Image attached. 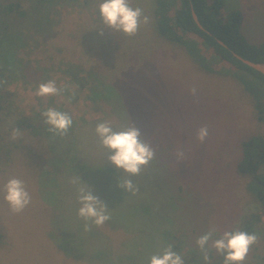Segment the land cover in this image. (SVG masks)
<instances>
[{"label":"rangeland","instance_id":"374dc122","mask_svg":"<svg viewBox=\"0 0 264 264\" xmlns=\"http://www.w3.org/2000/svg\"><path fill=\"white\" fill-rule=\"evenodd\" d=\"M224 1L226 15L243 12L246 38L262 43L264 0ZM101 2L58 3L42 30L34 31L29 22L16 27L28 43L20 56L37 81L19 80L6 87L12 114L6 113L8 102L0 101L6 105L0 109V132L7 140L23 138L20 148L9 155L12 159L0 162V233L8 243L0 249V264H150V257L169 245L170 220L176 227L172 233L182 242L183 250L177 253L185 264H194L188 261L195 259L193 254L204 260L196 243L201 235L214 230L217 239L255 210L248 180L235 171L241 141L264 132L250 96L231 75L215 73L216 68L200 69L184 49L163 40L154 19L156 0H129L149 17L134 36L106 28ZM63 62L99 72L110 84L107 93L115 107L100 103L98 109L86 91L72 92L74 88L67 95H36L40 83L54 80L58 88L67 85L68 79L58 71ZM49 107L69 113L80 133L87 122L98 124L103 118L116 130L134 125L155 150V158L139 175L129 176L108 161V150L90 128L82 136L75 162L56 163L51 170L49 163L45 165L49 147L40 144L47 145V140L43 142L30 125L35 116L42 120L41 112ZM107 109L115 114L106 115ZM202 126L208 128L203 142L197 139ZM14 129L19 130L16 139ZM178 151H183V159ZM46 169L51 170L47 176ZM12 177L23 180L31 194V203L20 213H13L4 199V184ZM77 177L82 180L71 183ZM128 178L138 187L135 194L120 187ZM84 182L109 208L111 220L103 226L78 215V187ZM179 183L185 186L180 205L173 200L174 184ZM85 223L91 224L90 231H85ZM261 229L256 253L262 258L264 217ZM208 250L213 252L212 257L208 252L209 264L219 263L221 254L210 246ZM249 259L244 264L261 261Z\"/></svg>","mask_w":264,"mask_h":264},{"label":"trees","instance_id":"16d2710c","mask_svg":"<svg viewBox=\"0 0 264 264\" xmlns=\"http://www.w3.org/2000/svg\"><path fill=\"white\" fill-rule=\"evenodd\" d=\"M79 1L0 0V101L8 102L10 107L6 113L12 114L13 110L12 104L7 101L11 94L6 91V87L19 80L37 81V77L33 76L35 74L31 73L28 62L20 56V52L25 50L28 43L23 33L15 31L16 27L19 24L27 25L29 22L35 27L34 31H40L50 22L52 18L50 15L55 11L56 4ZM224 11V0H156L154 19L158 33L163 40L184 49L194 65L208 71L216 68L215 73L231 75L235 78L244 93H247L252 99L260 126L264 125V72L249 66L238 58L239 56L257 65H264V41L254 44L246 38L242 31L243 12L241 10H234L229 15H226ZM62 64L61 68L58 67V71L68 79L67 85L61 86V88L67 87L63 88L65 95L72 94L71 88H74L72 92L86 91L88 100L98 109L100 103H105V106L111 104L112 107H115L107 93L110 84L99 72L93 68L85 69L72 64L68 66L64 62ZM5 102H2V105ZM0 109L5 110L6 105L4 107L0 105ZM109 114L115 113L107 109L106 115ZM17 115L21 116V114ZM33 119L34 121L30 123L31 127L33 130L36 129L43 142L47 140L45 142L47 145L40 144L49 147L48 156H45V158L47 157L45 165L49 163V167L52 166L51 170L56 169V163L75 162L78 154L77 149L83 143L82 136L85 137L89 129L96 128L97 125V120L87 122L84 127H81L82 131L83 128H86L82 133L72 126L66 136L60 137L48 131L50 126L44 123V118L40 120L38 116H35ZM103 120L104 118L100 119L102 122ZM36 123L38 125L35 128ZM42 129L45 132L41 134ZM6 136L5 133L0 132V153L4 154L0 155V162L2 159L11 160L9 155L15 149L20 148L23 142L22 137L16 142L7 140ZM58 146L62 150H59ZM57 158L58 161H56ZM50 169L44 171L46 176L50 173ZM235 171L236 174L248 180L247 189L253 195L255 210L244 215L240 225L234 229L255 233L259 236L262 233L264 217V132L254 134L241 141L240 156L236 162ZM184 189L185 186L183 187L180 183L174 184L173 200L179 205L184 197ZM167 223H169L166 231L167 242L176 249V252H180L183 250L182 242L172 233L176 229L173 226L174 221L170 220ZM7 244L5 235L0 233V249ZM258 248L255 243L244 263H247L251 256L253 261L261 260L257 264H264V256L261 258L256 253ZM192 252H195V249ZM208 252L212 257L213 252L211 250ZM221 256L220 264L224 262V256ZM193 257L195 259L188 261H193L194 264H209V261L206 262L195 254ZM249 264L254 263L249 262Z\"/></svg>","mask_w":264,"mask_h":264},{"label":"clouds","instance_id":"9594fccd","mask_svg":"<svg viewBox=\"0 0 264 264\" xmlns=\"http://www.w3.org/2000/svg\"><path fill=\"white\" fill-rule=\"evenodd\" d=\"M99 12L103 24L108 29L123 32L127 36H134L141 23L147 24L149 17L143 14V9L130 6L129 0H102L99 4ZM143 17V19H141ZM64 91L58 88L54 80L40 83L36 95L40 97L60 95ZM193 94L196 89H192ZM44 123L49 125L48 131L54 135L64 137L73 125V119L67 112L49 107L42 112ZM19 130L14 129L12 138L16 139ZM95 132L100 139L102 147L108 150V161L117 169H122L129 176L139 175L144 167L155 158V150L142 138L139 128L127 125L119 130L113 128L110 121L98 123ZM208 136L207 126H202L197 132V139L203 142ZM177 156L183 159V151H178ZM80 177L73 178L71 183L78 184ZM120 187L132 194L138 191L133 181L128 178L120 181ZM4 199L13 213L22 212L31 203V194L25 186V182L12 177L3 187ZM78 201L80 207L78 215L85 221H91L96 226L105 225V221L111 220L108 214L109 208L97 196L91 192V186L84 182V186L78 187ZM91 224L85 223V231L91 230ZM213 231L201 235L196 243L204 253V260L210 261L208 247L214 248L224 256V264H244L251 247L257 243L258 236L239 229L224 231L219 238L213 239ZM211 241V243H210ZM150 264H185L182 256L173 250L172 245L163 249L162 253L153 254Z\"/></svg>","mask_w":264,"mask_h":264},{"label":"water","instance_id":"95a60500","mask_svg":"<svg viewBox=\"0 0 264 264\" xmlns=\"http://www.w3.org/2000/svg\"><path fill=\"white\" fill-rule=\"evenodd\" d=\"M238 58H240L241 60H243V62H245L246 64H248L249 66L253 67V68H256L262 72H264V69L260 66V65H257L249 60H246V59H242L241 57L238 56Z\"/></svg>","mask_w":264,"mask_h":264}]
</instances>
